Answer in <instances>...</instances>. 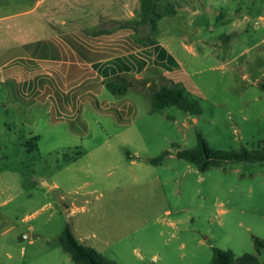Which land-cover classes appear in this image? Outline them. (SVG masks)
Listing matches in <instances>:
<instances>
[{
    "label": "rangeland",
    "instance_id": "obj_1",
    "mask_svg": "<svg viewBox=\"0 0 264 264\" xmlns=\"http://www.w3.org/2000/svg\"><path fill=\"white\" fill-rule=\"evenodd\" d=\"M57 5L39 37L51 23L62 32L116 29L80 34L93 49H131L124 75L137 83L114 93L100 62L65 85L48 64L18 60L12 72L43 83L29 93L41 101L18 106L17 77H0V264H76L59 243L67 225L104 264H211L215 248L264 264L255 247L264 240V162L201 172L177 156L197 149L199 135L214 151L264 148V0L160 1L155 44L150 23L138 31L112 23L113 15L133 19L140 0ZM27 30L0 32V46L36 38ZM38 45L47 56L48 41ZM174 85L201 113L154 111L153 94Z\"/></svg>",
    "mask_w": 264,
    "mask_h": 264
},
{
    "label": "trees",
    "instance_id": "obj_2",
    "mask_svg": "<svg viewBox=\"0 0 264 264\" xmlns=\"http://www.w3.org/2000/svg\"><path fill=\"white\" fill-rule=\"evenodd\" d=\"M163 0H140V10L136 13L135 17L130 20H125L118 26L119 29H125L133 27L138 31V28L146 23L151 24V36H149V42L155 44V40L152 36L158 33V20L161 17L157 13L158 3ZM174 11H170L169 14H173ZM114 29L113 31H115ZM107 28L100 29H85L82 31L86 36L98 37L102 35H108L113 32ZM68 42L76 47L77 51L85 55V52L92 56L86 57L89 60L107 59L106 66L109 69L104 72L106 78L112 77L111 81L105 82L109 89L116 94L124 95L129 88L136 85V81L131 80L124 74L129 72L132 66V62L129 55L126 56V51L118 52L117 54L107 53L100 49H93L87 44L79 35L71 34L67 36ZM130 38V37H128ZM136 43V42H135ZM138 48L142 47L140 43H136ZM134 49V48H132ZM133 57V56H132ZM169 62L178 65V62L169 56ZM264 89V84L261 85ZM168 107H178L185 112L189 113H201V106L197 101H190L183 94V91L178 85L173 87L163 86L160 90L153 94V108L154 111H161ZM37 139V137H35ZM170 152H164L158 157L151 159L153 164H159L164 157L169 155ZM177 156L181 159H185L190 163L196 165L199 171L205 172L213 166H218L221 162L237 161V162H264V148L258 150H249L247 147H242L240 150L230 151H214L210 149L207 141L202 135H199V145L195 150H180ZM59 243L70 254L71 258L76 264H104L101 256L93 249L84 246L78 242L74 236L69 225L66 226L64 232L59 237ZM255 247L258 252H264V240L255 238ZM211 264H262L260 259L254 254H246L240 258H236L231 251H224L219 248L214 249V257Z\"/></svg>",
    "mask_w": 264,
    "mask_h": 264
},
{
    "label": "crops",
    "instance_id": "obj_3",
    "mask_svg": "<svg viewBox=\"0 0 264 264\" xmlns=\"http://www.w3.org/2000/svg\"><path fill=\"white\" fill-rule=\"evenodd\" d=\"M58 1L60 0L0 1L1 33L25 32L28 29V32L36 35V38L32 37L30 42L0 46V77L6 80V82L14 79V77H17V83L20 84L19 88L24 91L23 95L18 94V96H16V100L12 101V104L17 103L19 106L20 104L39 102L41 100H38L35 95H30L29 93L32 92L33 89H36L37 93L39 87L40 89H43V83L39 81L36 76L34 77L31 75L24 78L22 75L18 76L16 73L12 72L16 69L11 66L18 60L25 63L26 66H28V63L37 62V68H40L39 63L48 64L49 67L46 70L53 72L56 70L65 76L66 81H68L65 85H69L71 83L74 84L75 82L80 81V79L82 80L85 78V76L91 72V68L94 64L107 62V59L94 61L87 59L86 57H91L92 55L85 52V55L87 56H83L77 51L76 47L68 42V38L66 37L71 34L82 37L80 33L85 30L82 26H80L78 30H73L72 32H62L57 30V28L52 27L51 23L50 26L48 25V35L39 37V32L47 30L45 21L50 20L48 17H52L59 13V6L57 5ZM135 15V12L131 13L132 18H134ZM112 17V23L125 21L120 20L116 15H113ZM24 38L25 35H19V39L24 40ZM44 39L48 41V49L46 48L45 52L47 53V56H45L46 54H40L43 53V49H40L41 46L38 47L39 41H44ZM54 40H59L61 44L56 45L55 42L53 43ZM63 57L65 58L63 59ZM22 66L20 69H23ZM23 76H25L24 73ZM70 78H72V80H69Z\"/></svg>",
    "mask_w": 264,
    "mask_h": 264
}]
</instances>
